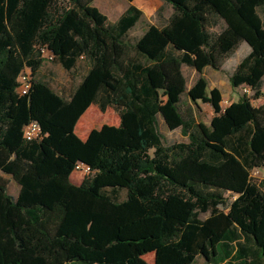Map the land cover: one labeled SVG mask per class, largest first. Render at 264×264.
<instances>
[{
	"label": "trees",
	"instance_id": "trees-1",
	"mask_svg": "<svg viewBox=\"0 0 264 264\" xmlns=\"http://www.w3.org/2000/svg\"><path fill=\"white\" fill-rule=\"evenodd\" d=\"M95 1L0 0V264H264V179L254 176L264 169V104L243 95L223 110L202 75L223 71L246 43L229 81L263 97L264 0H164L165 26L134 42L142 10L130 5L111 23ZM44 50L80 74L68 94L38 78ZM184 66L201 75L189 90ZM158 85L188 142L162 135ZM191 103L211 106L209 124ZM92 105L114 108L120 123L81 139ZM32 123L42 132L28 140ZM79 163L92 173L77 185Z\"/></svg>",
	"mask_w": 264,
	"mask_h": 264
},
{
	"label": "rangeland",
	"instance_id": "rangeland-1",
	"mask_svg": "<svg viewBox=\"0 0 264 264\" xmlns=\"http://www.w3.org/2000/svg\"><path fill=\"white\" fill-rule=\"evenodd\" d=\"M136 6H138L142 12L143 16L140 22L133 28L128 34V41L134 42L138 37H140L149 26L154 25L157 27H164L169 16L172 14V7L165 3L164 0H137L134 2ZM130 3L127 0H96L93 4L101 13L106 15L109 19V22L113 23L119 19V17L128 9ZM259 14L264 22V7L259 9ZM250 53V47L243 43L240 48H238L233 55L225 60L224 69L221 73V77L227 80L229 77V73H231L241 61L247 57ZM185 76L187 78L188 83H191L193 77V70L185 67L184 69ZM228 72V73H227ZM79 73H70L66 71L61 65L52 62L46 63L40 70L38 78L47 82L51 85V87L56 92H62L64 94H68L71 92L75 86L78 84L80 80ZM210 81L216 80L215 74L208 73ZM156 76V75H155ZM154 76V80L157 81V76ZM197 76L194 78V82L197 79ZM228 78H227V77ZM247 87V86H245ZM245 87H241L238 89L237 94L234 95L235 98H240L245 95L243 89ZM158 89L161 93V107L162 111L159 116V127L162 135L168 143H178L183 142L185 138L181 132V125L176 113L173 111L170 103L168 102L167 95L165 94L161 85H158ZM255 92L253 91L252 95L248 96L252 99L253 104L255 106H261L264 103V99L261 101L253 100ZM231 103L229 100L228 103H223V106H227ZM183 107L187 108L190 106V102L187 98V95L183 97ZM93 111L89 114V118L87 120H82L77 128L76 134L83 138L85 132H89L91 129H99L104 125H114L118 126L120 123V117L118 112L114 108H109L106 112H102L97 106H95ZM196 111V114L199 118V121H202L206 124L210 123L211 113L213 112L212 108L209 105L204 103H200V105L193 107ZM259 172H263L260 170ZM78 178L77 182H83L85 178L88 176H82L79 174H75ZM260 176V175H259ZM11 184L10 191L11 194L17 195V185L12 181L11 178L6 177ZM264 179V178H263ZM109 194L112 193L109 190L107 191ZM118 200L122 201L126 197L125 191H118L114 195ZM203 218L207 217V215H202ZM146 259L149 262H153V255H148ZM194 264H215L213 262H208L204 258L199 257L196 259Z\"/></svg>",
	"mask_w": 264,
	"mask_h": 264
},
{
	"label": "crops",
	"instance_id": "crops-1",
	"mask_svg": "<svg viewBox=\"0 0 264 264\" xmlns=\"http://www.w3.org/2000/svg\"><path fill=\"white\" fill-rule=\"evenodd\" d=\"M135 1H137V0H135ZM134 1V2H135ZM134 2H132V3H130V5H133V6H135V7H137V8H139L138 6H136L135 4H134ZM129 5V6H130ZM140 9V8H139ZM141 10V9H140ZM116 22V21H115ZM185 67H187V66H184L183 67V72H184V69H185ZM187 68H190V69H192L193 70V77H192V80H191V83L189 84L188 83V81H187V88H188V90L189 89H191V87L194 85V83L196 82H194L193 80H194V78L196 77V75H198L197 76V79L201 76L195 69H193V68H191V67H187ZM214 73L215 74V77H216V80H212V81H210V77H209V75H207L208 73ZM221 73H222V71H216V70H213V69H211V68H206L204 71H203V76L208 80V82H209V89L210 90H212V89H218L221 93H222V97H223V102H222V104H221V106H222V108H223V110H225L227 107H229L232 103H235V102H238V100H239V98H235L234 97V95L235 94H237V91H238V89H233L232 88V86H231V84H230V81H229V78L227 79V80H225V79H223V77H221ZM184 74H185V72H184ZM223 74V73H222ZM186 77V76H185ZM187 79V78H186ZM196 79V80H197ZM262 92H263V97L259 100V101H261V100H263L264 99V85H263V89H262ZM229 100H231V103L230 104H228L227 106H223V103H228L229 102ZM258 101V102H259ZM264 104V103H263ZM191 105H192V107H194V106H197V105H200V103H198L197 105H194V104H192L191 103ZM206 105H208V104H206ZM210 106V105H209ZM211 107V106H210ZM256 107H258V106H256ZM94 108H96L95 107V105H92L89 109H88V111L83 115V117L81 118V120H80V122L82 121V120H87V117L89 116V114H91L90 112L91 111H93L94 110ZM211 119H212V117H213V115H214V113L212 112L211 113ZM196 116H197V114H196ZM198 117V116H197ZM89 118V117H88ZM198 120H199V118H198ZM79 122V123H80ZM158 122H159V117H158ZM78 123V124H79ZM78 126V125H77ZM110 126H114V125H110ZM119 126V125H118ZM77 128V127H76ZM93 129H91V130H89V132H86V131H84L85 132V134H84V136H83V138H81V139H86L87 138V136H88V134L92 131ZM184 137V136H183ZM185 138V140L183 141V142H188V139L186 138V137H184ZM168 142V141H167ZM263 170V172H259V175H260V177L263 179L264 178V169H262ZM75 174H77V173H74L73 175H72V177H71V179H72V181H73V183H75V184H77V185H80L82 182H77L78 180V178L75 176ZM80 175V174H79ZM13 181V180H12ZM14 182V181H13ZM15 183V182H14ZM10 187H11V184L9 185V193L11 194V189H10ZM18 192H19V187L17 186V194H18ZM12 196H17V195H14V194H11Z\"/></svg>",
	"mask_w": 264,
	"mask_h": 264
},
{
	"label": "built area",
	"instance_id": "built-area-1",
	"mask_svg": "<svg viewBox=\"0 0 264 264\" xmlns=\"http://www.w3.org/2000/svg\"><path fill=\"white\" fill-rule=\"evenodd\" d=\"M44 55L48 58V61L46 63H52L53 56L47 52L46 50L43 51ZM32 84V74L30 70H27L25 73H23L19 79V93L20 95H26ZM243 92L245 95L250 96L253 93V90L250 87H245L243 89ZM41 128L37 123H32L29 126L25 128V136L28 140H33L35 138H38L41 135ZM75 173L80 174L82 176H89L92 173V169L90 166H86L82 163H79L76 165ZM254 176L259 177V171H256L254 173Z\"/></svg>",
	"mask_w": 264,
	"mask_h": 264
}]
</instances>
